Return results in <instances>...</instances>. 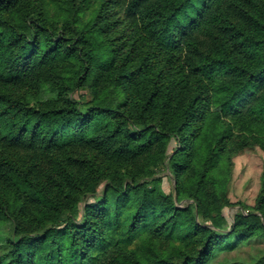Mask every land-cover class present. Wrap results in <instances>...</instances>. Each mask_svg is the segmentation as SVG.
Masks as SVG:
<instances>
[{"label": "trees", "instance_id": "trees-1", "mask_svg": "<svg viewBox=\"0 0 264 264\" xmlns=\"http://www.w3.org/2000/svg\"><path fill=\"white\" fill-rule=\"evenodd\" d=\"M120 1L134 34L116 64L102 47L79 54L94 38L93 31L85 30L76 39L63 29L46 27L29 0H0V217L8 213L11 195L22 201L25 211L47 208L56 218L67 214L61 228L52 222L42 236L10 240L0 264H168L128 246L138 232L172 234L177 229L202 242L200 251L185 256L181 264H206L215 246L249 234L258 224L248 216L242 219L248 230L241 235L233 227L229 233L216 234L196 223L188 208H176L171 198L144 191L125 222L123 240L111 261L95 254L114 225L119 201L125 204L139 189L135 169L139 178L151 176L149 168L167 160L162 150L172 137L177 146L168 163L173 161L171 168L178 178L198 155L195 129L205 109L213 104L225 115L235 113L264 89V8H252L230 21L220 10L227 0ZM196 33L206 35L208 44L198 43ZM147 44L152 46L150 56L162 54L168 63L174 52H185L184 62L175 74L162 75L153 57L150 67L145 63ZM85 56L102 72L99 82L104 89L124 85L131 98L122 97L115 110L70 99L68 84L56 74L55 66L70 60L84 62ZM44 87L55 92L54 99H42ZM252 110L264 119V91ZM114 118L118 125L102 127L101 120ZM114 138L119 140H110ZM256 143L264 150V140ZM92 148L111 161L114 175L108 176L106 168L87 157L70 159L71 164L55 154ZM25 153L53 158L48 171L57 177V194L51 195L20 167L19 157ZM103 178L109 181L105 194L115 192L113 215L105 195L86 205L77 222L78 204L95 194ZM126 179L133 184H122ZM257 205L264 215V174Z\"/></svg>", "mask_w": 264, "mask_h": 264}, {"label": "rangeland", "instance_id": "rangeland-1", "mask_svg": "<svg viewBox=\"0 0 264 264\" xmlns=\"http://www.w3.org/2000/svg\"><path fill=\"white\" fill-rule=\"evenodd\" d=\"M29 1L37 9L36 13L42 18L45 26L56 32L63 29L76 39L85 30L94 32L92 36L94 38H90L91 41L87 40L79 54H86L90 47L91 49L102 47L111 53L117 64L127 52L129 39L134 34V26L124 11L125 4L120 0ZM257 7L264 8V0H235L232 3L227 0L220 6V10L230 21H235ZM194 36L203 46L209 42L203 33H196ZM78 47L82 48L80 44ZM145 47L148 56L145 63L148 62L147 65L150 67L153 57L152 61L162 75L175 74L184 62L185 52H174L173 59L165 63L164 55L155 53L150 56L152 46L147 44ZM55 70L57 75L62 76L64 83L68 84L66 93L72 100L80 99L84 103L100 106L105 110H115L122 97L130 99L132 96L124 85L104 89V84L99 82L102 79L100 75L102 72L100 73L96 62L88 56L84 57V62L78 59L59 63ZM141 83L140 80L138 84ZM263 91L264 89L255 92L253 97H250L249 104L246 103L248 105L242 106L235 113L225 115L213 104L205 109V117L197 123L195 129V150L198 155L189 168L181 170L178 178L171 168L173 161L168 163L169 159L173 158L177 146L176 140L172 137L167 138L162 150L167 160L161 166L149 168L153 172L151 176L139 178L135 169L133 172L136 175L135 185L139 189L125 204L119 201L114 225L95 254H103L107 263L111 261L115 248L119 247L123 240L125 222L140 203L145 191L147 194L153 195L155 192L163 198H171L176 208H188L194 215L196 223L216 234L229 233L233 227L238 231L237 234L241 235L243 231L248 230L242 219L254 217L258 224L249 234L233 236L215 246L206 264H264V215L257 205L264 174V150L256 143L259 139L264 140V119L252 110L257 98L263 96ZM41 96L42 99H54L55 92L44 87ZM101 121L102 127L119 124L115 118ZM128 132L133 131L130 128ZM55 154L62 161L68 160V163H71L70 159L87 157L97 166L106 168L108 176L114 175L111 161L102 158L96 149H87L84 152L70 151L64 155ZM19 158L20 167L29 173L31 179L37 180L38 184L44 186L51 195L57 194V177L48 171L49 160L53 158L33 157L30 153L22 154ZM104 178L98 181L95 194L83 198L78 204L77 222L81 220L86 205L105 195L110 199L108 210L113 215L115 192L109 191L105 194L109 181ZM125 183L133 184L127 179L122 184ZM56 216V213L47 208L42 210L29 208L25 211L22 208V201L11 195L9 211L0 217V255L7 252L9 241L18 236H42L55 222L57 223L53 225L63 227L67 214L60 213L58 217L60 219ZM128 247L148 254L152 259L164 260L168 264H181L185 256H195L200 251L202 242L198 239L194 241L192 237H188L184 232L180 233L178 229L172 234L151 230L136 233Z\"/></svg>", "mask_w": 264, "mask_h": 264}]
</instances>
